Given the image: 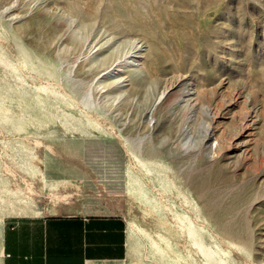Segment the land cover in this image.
<instances>
[{"label": "rangeland", "instance_id": "374dc122", "mask_svg": "<svg viewBox=\"0 0 264 264\" xmlns=\"http://www.w3.org/2000/svg\"><path fill=\"white\" fill-rule=\"evenodd\" d=\"M129 53L142 55L147 73L130 65L124 75L132 85H99L103 70ZM183 75L188 81L174 95L160 97L165 82ZM189 87L222 91L226 102L241 92L249 101L236 95L219 116L216 99L211 117L178 100ZM255 98L261 113L264 0H0V212L11 188L28 190L36 173L39 213L120 214L128 223L129 263L168 264L186 236L174 231L178 220L167 207L194 217L188 207L195 204L203 243H234L236 264H264V158L247 165L234 150L243 137L233 138L231 120L253 109ZM207 123L223 126L231 141L220 146L213 138L204 153L198 148ZM253 127L259 134V117L247 129ZM194 154L195 169L212 173L207 190L184 185L182 161ZM135 177L166 210L131 190ZM213 194L244 213L249 238L223 226L232 213L212 209ZM160 233L175 239L173 248ZM182 243L177 264H206L197 246Z\"/></svg>", "mask_w": 264, "mask_h": 264}, {"label": "bare ground", "instance_id": "6f19581e", "mask_svg": "<svg viewBox=\"0 0 264 264\" xmlns=\"http://www.w3.org/2000/svg\"><path fill=\"white\" fill-rule=\"evenodd\" d=\"M127 56H129L127 60H120L116 64L105 68L103 70L102 74L100 73L101 75L98 79L99 85L104 83L105 80H107L108 83L105 84L104 87H107V88L116 87V88L120 89L126 85L123 83L125 81H128V80L131 82L129 84L132 85L134 82L131 80V78L128 75H124L125 74L124 72H126L127 67L130 65L131 66H137L133 70L146 71V73H147L148 70L145 69L144 66H142L143 63L138 60V58L141 57L142 55H136L133 53H129ZM147 77H149V75L144 76L142 79L147 81L146 80ZM167 78H169V77H167ZM173 79H174V77H173ZM151 81L152 80H150V82ZM187 81H188V76L183 75V76L175 78L174 80L165 82L166 84L164 86V89L161 92L160 97H162L164 95V97L167 98L170 95H174L172 93V90L175 87H177L179 84H183ZM223 83L221 82V85H223ZM142 84H144V83H141V85ZM139 85H140V83H139ZM144 85H146V84H144ZM221 92L222 91H220V92L219 91H213L210 87L204 88L202 91L198 90L197 88L189 87V88H185L184 90L181 91V93L179 94L178 100H181L186 104H192L193 106L197 107L198 109L205 111L206 114L208 116H211V117H212V115H211V112L209 110L210 108L208 107V105H213V103L216 99L218 100L216 102V106H217V109L219 110V112L216 113L217 112L216 111L215 113H216V115L220 114L219 116L223 115V113H222L223 110L228 109L232 105L236 104V101L238 102L239 98H237L236 95L239 96L240 98L243 97L244 103H247L249 101L248 100L249 96L242 95L241 92H236L234 95L235 99L232 95L230 96V94H228L229 99L226 102L225 101L226 96L222 95ZM233 99H234V101H233ZM221 100H223V102H221ZM250 103H251V107L253 109L244 112V115L243 114L242 115H236L233 113L231 116V120L233 121L234 129H236L232 135L233 138L235 139V138L243 137V140L236 142L237 145L235 143L234 150H236V149L240 150L241 149V155L243 157V160L246 163L247 162L248 163L256 162L257 159L259 161V158H261V157L264 158V105L261 106V113H260V110H259V112L254 110V107L257 105V99L255 98L253 100H250ZM258 117H259L260 126H261L260 127L261 130H260L259 134H257L256 130H254L255 127L252 128L253 130L247 129L252 122L253 123L255 122V118H258ZM187 119H188V121L194 120L192 117L187 118ZM216 120H214V121H216ZM213 138L219 140L220 146L222 145L223 142L227 143V141L229 139H230L229 141H231V138L228 139V132L223 126H221V127L217 126V125L213 126V125H210L207 123L203 127L202 138H201V142H200L198 150L202 151L204 153L210 152V141ZM146 149L150 150L149 152H154L153 145L147 144ZM230 153H231V155H229V157H233L234 154H232V152H230ZM195 156H196L195 154L191 155L189 157L190 159L187 160L185 158L182 161V164L185 163L182 167L185 169L183 174L187 180V181H185L184 185L189 184V186L193 189L194 192L196 190H199L200 187L205 188L207 190L211 186L212 173L210 172V169L207 168L209 166L203 167L202 169L199 168L198 170H196L195 167L193 166V163L195 162V160L197 158ZM189 160H190V162L188 163ZM248 163H247V165H248ZM255 165H257V164L255 163ZM133 180H134V182L138 183V185H137L138 187L131 189L133 192L138 191L139 197L142 200H144L146 203H148L150 205L152 204V206L154 207V209L156 211H163L162 209L166 210L165 207H167V205H165V207L163 208L162 205L158 202L156 196L151 195L147 191V188L141 183L140 178L135 177ZM160 185L161 186L163 185L164 188H166V185L164 183L163 184L161 183ZM235 185H237V183H235ZM7 190H10V188H8ZM164 190H166V189H164ZM164 190H163V192H164ZM238 190H239V188L237 189V192H234V193H238ZM184 192L185 191L182 187V189H180L179 195L183 196V201L186 202L187 196L185 195ZM25 193L29 194L28 192H25ZM13 194L15 195L17 193L13 192ZM218 196H220V195H218ZM218 196H217V194H213V195L209 196V201H210L209 206L214 210L221 209L223 212L232 213L229 216V218L225 219L223 226L226 227L227 229H229L232 232V234H235L236 238L242 237L243 235H246V237L249 238L250 228H249V225L247 223V219L244 216V213H242L241 210L237 211V208H236L235 204H233V202H230V203H224L223 202L222 203ZM188 208L193 211L194 217L187 214L186 210H184V209H183V211H179V212L177 209L174 210V205H172L171 208L167 207V212H168L167 214H169V217L178 220L177 226H176V224H175L176 227L174 226L175 227L174 231L176 232V234L179 237L183 236V234H184L186 236V240H185L186 242H188L192 246H197L199 248V250L202 252V254L206 257V262H205L206 264H236L234 257H233L237 253L236 245L234 243L233 244L231 243V245H228L226 247H219L216 244H214L215 245V247H214V246H211L210 244L203 243L202 242V234L200 233V227L197 226L196 221H195V219L201 218L202 215L200 214L199 208L197 205L194 204L193 206L188 207ZM39 212H40V209L38 207H36V213H39ZM236 212H238L237 213V214H239L238 216L236 215ZM164 215L165 214L163 213V217H164ZM128 231H129V229H128ZM170 233H172V232H170ZM159 236L163 241L166 242V245H167L166 247H171V248L174 247L173 243H174L175 239L172 241L171 237H169L165 234H161V233L159 234ZM185 241L183 239V240H180V243H176V245H177L176 255L172 259V261L169 262L168 264H177V263L182 262L184 260V255H182V253L179 252L180 250L178 249V246L182 245L183 244L182 242H184L186 244Z\"/></svg>", "mask_w": 264, "mask_h": 264}, {"label": "crops", "instance_id": "0c3cea01", "mask_svg": "<svg viewBox=\"0 0 264 264\" xmlns=\"http://www.w3.org/2000/svg\"><path fill=\"white\" fill-rule=\"evenodd\" d=\"M35 176L0 212V264H130L122 215L36 213Z\"/></svg>", "mask_w": 264, "mask_h": 264}]
</instances>
